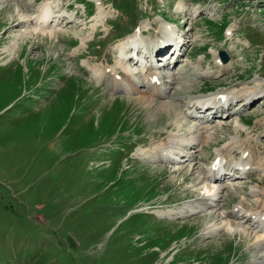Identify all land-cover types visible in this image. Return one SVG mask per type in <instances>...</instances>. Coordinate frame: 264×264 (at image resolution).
<instances>
[{
  "label": "rangeland",
  "instance_id": "obj_1",
  "mask_svg": "<svg viewBox=\"0 0 264 264\" xmlns=\"http://www.w3.org/2000/svg\"><path fill=\"white\" fill-rule=\"evenodd\" d=\"M38 1L0 4V264L257 263L262 255L251 239L228 236L219 229L204 234L208 211L174 220L160 217L166 209L205 203L200 201L206 198L198 182L203 181L213 148L234 136L237 125L242 138L256 145L257 153L262 151L264 144L257 135L264 132V100L258 97L251 109L236 113L245 123L257 118L248 127L234 116L209 123V139L193 150V162L152 163L145 161L148 146H159L170 134L188 135L184 131L197 122L181 118L174 128L169 124L171 110L156 112L142 100L136 102L142 93L109 92L70 54L107 55L117 70L137 71L138 80L139 67L119 62L113 43L131 33L133 25L144 30L160 26L159 14L174 20L182 40L179 62L169 72L183 79L172 82L170 97L185 99L208 90H262L264 0H183L184 7L182 0L179 7L177 0H127L131 16L116 11L115 0H104L108 18L104 28H95L101 17L98 7L90 18L84 16L79 0H62L61 10H76V19L51 38L25 35L31 27L15 25L17 10L32 14ZM224 23L236 31L231 38L216 33ZM155 31H148L145 38L153 39ZM245 40L252 46H242ZM76 42L77 51L72 47ZM12 43L15 49L7 55L4 49ZM218 50L228 54L230 68L213 74L217 71L213 53ZM198 64L201 75L205 71L212 75L191 77L190 66ZM166 71L156 70L161 76ZM174 108L183 116L184 110ZM256 127L253 135L250 131ZM191 150L184 155L187 159L193 158ZM257 179L225 190L218 204L221 210L217 207L215 212L223 216L240 200L254 207L249 193L258 190Z\"/></svg>",
  "mask_w": 264,
  "mask_h": 264
},
{
  "label": "bare ground",
  "instance_id": "obj_2",
  "mask_svg": "<svg viewBox=\"0 0 264 264\" xmlns=\"http://www.w3.org/2000/svg\"><path fill=\"white\" fill-rule=\"evenodd\" d=\"M2 1L3 0H0V4L2 3ZM59 1L60 0H56V1H52V2H49L47 0L43 1V2L41 1L37 5L36 10H34L32 12V14L25 13L23 11H20V9H18L16 12V23H15V25L18 27L29 25L31 27V30H30L31 32H29L28 34L26 33L25 35H31V34L43 35V34H45L46 36H49V38L56 37V35H58L61 32L60 31L61 28H59V26H58L59 24L55 23L56 21L60 20V22H61V20H62L60 18V14L57 11ZM182 4L183 3L181 1L180 5L182 6ZM99 14H102V13L99 11L98 15ZM65 15L68 18L72 17V14L66 13ZM68 23H70V21ZM167 32H168V35H167L168 39H170L172 42L173 50L175 51L176 49H178L177 52H175V57L173 58L174 61L176 62V61H178L179 51H180V47L182 44L179 45L178 38L175 35V29L174 28L168 29ZM140 37L141 36H138V34L135 33L134 35L133 34L130 35L128 37L129 39L126 38V39H123L122 41H120L119 43H117L115 45V48L117 49L119 55L122 56V52L125 50L126 47L137 44L138 39ZM148 44H149V42H148ZM148 44H147V46H148ZM154 44H155L154 47L151 48L152 50L149 49L148 55H146L147 57L150 56L152 51L156 52V49L158 50L157 47L160 44L158 42H154ZM10 47L11 48L6 47L4 49V53H6L7 55H12L13 50L15 49V44L12 43ZM143 50H144V48H143ZM172 54L173 53H171L169 55V57L172 56ZM143 57H145V56H143ZM214 58H216V57H214ZM121 59L124 60L123 58H121ZM226 64H228V63H226ZM226 64H219L218 63V67L220 69V72L226 71L228 69V65H226ZM162 66L167 67V64H165V65L163 64ZM143 67H144V75H143L144 81L141 84H137L135 82L132 83L131 81H129L128 80L129 77L127 75L128 73L125 74L124 78H119V80L121 79L120 81L116 82L113 80L115 75H117L115 72L111 71L110 74H105L104 69L98 68L96 70L99 71V75L102 76V78H100V85L107 87L111 92L126 91V90L137 91V89L139 87L144 88L145 90L143 91V93H145V96L141 94L142 96H139L138 98H136L135 101L139 102L142 100L148 109L154 110L156 112H159L161 110L168 112V110H171L173 113L170 115L171 119L169 121V124L171 126H175L174 128H176L177 124L179 122H183V120H182L183 116L178 114L177 110L173 107V105L169 102V100L168 101H164V100L165 99H171L172 101H176V103H178V102H180V98H178L179 96L178 97H175V96L168 97L167 94L170 91V89H172V88L168 87V90L165 88L162 89L160 87V86H162V82L159 83V85H158V81H160V78H158L154 74V72H152L153 66L151 64L147 65V63H145L143 65ZM156 67H159V64ZM193 67H195V66H193ZM198 67H199V64H198ZM181 72H184V70L180 71V73ZM192 72H194V70ZM192 72H191V75H193ZM208 74L209 73H204L202 76L207 77V76H209ZM152 76H156V80L153 81V83L150 82ZM179 76H180L179 78H176L175 73H166L165 77L169 78V80H170L167 83V85L171 86L172 82H175L177 79H183V77L181 75H179ZM108 77H112L111 81L108 79ZM107 83H110L109 86L107 85ZM224 95L226 97V100H228V102H229L227 109H226V111H228L229 106L231 105L232 102L238 101L239 98H241V97H242L241 101H243V100L246 101L243 104L248 103L249 101L252 102L253 99L258 96V93L252 89H246V90L242 91L241 94L225 93ZM212 98H214V96L209 95V96H206V98H204V100H206L209 103V101H211ZM191 99L195 100L196 98H191ZM191 99H190V101H191ZM194 100H193V102H194ZM196 100H199V99H196ZM188 103H189V101H188ZM231 115H232L231 112H227L226 118L231 116ZM236 122L241 123L240 120H238V119ZM235 128H236V129H234L235 133H237L238 132L237 129L240 127H239V125H237ZM191 129H193V130H190V129H187V131L185 130L189 134V137H187V138H184V136H182V134L181 135H174V136L170 134V135H168V140H166V142L160 144L159 146H157V145L148 146L146 148V151L148 153L146 155V159L153 160L155 158H160L167 163L178 164L179 162L178 163L174 162L175 160L172 159L173 157H171V155L172 156L176 155V157H178L179 153L181 154L180 151H186L187 152V150L192 149L193 146L195 145V141L198 140L199 133H198L197 126L195 125ZM203 129L204 130L206 129L204 132H207V128H205V127L204 128L200 127L199 130L201 131ZM208 139H209V135L203 136L201 142L199 141L198 145H204V143ZM190 140H191V142H189ZM241 143H243V141L242 142L240 140L232 141L228 145L220 147L219 149L216 150L215 155L212 158V160L214 158L219 159V162L217 163V166L219 167L218 171L222 170L225 173L224 176L222 177V179H224L226 174L230 173L231 170L232 169L234 170L235 169L234 167H236L235 165H232V163H229V162H227V164H224L225 154L231 152L234 149H238L241 152V154L246 155L245 158L240 161V163L236 164V165H240L239 170L241 172V175H245V173L250 172V171H246V170L264 171V162H262V165H263V167H262V165L258 162V160L255 157H253L252 153L247 151L246 148H240ZM198 145H195V146H198ZM181 149H183V150H181ZM159 153H160V155H159ZM183 157H185V156L184 155L179 156V158H183ZM191 160H193V158H191V159L186 158L185 161L190 162ZM152 163H154V162H152ZM247 164L251 165L252 168H250V167L246 168V170H245L246 172H245L243 170H244V166H246ZM181 170L179 169V172ZM217 174L218 173L211 174L210 172H206V174L204 176V181H207L211 185L216 184V186L207 187V185L204 182H201V180L198 182V185L201 186V188H202L201 190H203V192H206L207 195H209V197L207 199L208 201H206L205 199H200V201L202 200V202H204V200L206 201L203 204V206L209 212L208 213L209 216H207L208 217L207 222H205V226L203 229L204 234H210L213 231H216L219 229V230H222L228 236H234L235 237L237 235H240L241 238H243L245 240L251 239V243L253 245L260 246L261 248L264 247V191H260L258 193L259 196H258V201L256 203V208H255L256 211L248 213V207H246L244 204L242 205L241 202L238 203L236 206L237 210L235 212V216L239 215L240 219L246 218L245 222L250 221V223H252V226L254 224L255 227H252V230L249 226L242 225L240 223L235 224V223H230L226 220L224 221V219H222L223 216H220L218 213H216L217 212L216 210H217V207L220 210V206L218 205L219 200L222 197L221 194L224 193L223 190L226 187L224 186V184H222L220 182L221 178L217 177ZM218 183H220V185H217ZM190 204L182 205L176 210L175 209H170V210L166 209L167 212L164 213L163 216H161V217L173 219L174 217H176V218H177V216L180 217L189 211L193 212L194 210H196V208H199L198 207L199 205H195V204L190 205ZM197 204H199V203H197ZM249 211H250V209H249ZM251 216H253L252 219H251ZM254 219H255V221H253ZM216 221L219 224H216L215 223ZM212 234H214V233H212ZM260 257H262V256H260ZM260 257H259V261L255 264H264V255L262 258H260Z\"/></svg>",
  "mask_w": 264,
  "mask_h": 264
},
{
  "label": "water",
  "instance_id": "obj_3",
  "mask_svg": "<svg viewBox=\"0 0 264 264\" xmlns=\"http://www.w3.org/2000/svg\"><path fill=\"white\" fill-rule=\"evenodd\" d=\"M222 59L225 61L226 57L224 55L221 54Z\"/></svg>",
  "mask_w": 264,
  "mask_h": 264
}]
</instances>
